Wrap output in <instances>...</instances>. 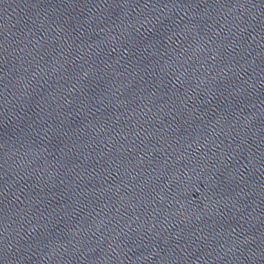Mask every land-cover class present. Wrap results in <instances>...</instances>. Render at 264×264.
Here are the masks:
<instances>
[{
	"label": "water",
	"instance_id": "95a60500",
	"mask_svg": "<svg viewBox=\"0 0 264 264\" xmlns=\"http://www.w3.org/2000/svg\"><path fill=\"white\" fill-rule=\"evenodd\" d=\"M0 264H264V0H0Z\"/></svg>",
	"mask_w": 264,
	"mask_h": 264
}]
</instances>
